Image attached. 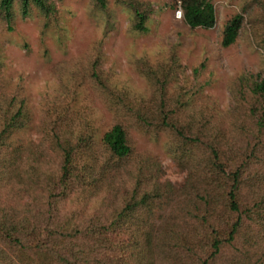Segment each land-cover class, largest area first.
<instances>
[{"label": "trees", "instance_id": "16d2710c", "mask_svg": "<svg viewBox=\"0 0 264 264\" xmlns=\"http://www.w3.org/2000/svg\"><path fill=\"white\" fill-rule=\"evenodd\" d=\"M56 1L0 0V18L10 28L16 7L22 17L36 7L46 26ZM115 1L131 8L132 29L145 32L148 9L138 0ZM179 2L190 27L214 26L210 0ZM93 3L105 9L107 0ZM241 21L237 14L227 22L222 46L235 41ZM146 72L159 86L154 107L127 108L142 124L168 131L192 175L180 187L160 182L156 160L134 156L121 121L104 132L101 156L88 136L73 138L70 129L58 126L51 127L42 150L14 145L10 137L24 125L27 112L22 101L11 98L0 104V185L4 195H14L0 200V264H213L227 249L236 256L223 264H264V246L251 253L264 243V176L249 173L253 157L264 169V79L248 86L245 102L234 106L250 118L252 129L240 126L239 137L229 139L222 122L202 105L190 110L189 98H166L164 74ZM90 75L107 88L96 69ZM240 138L237 147L233 143ZM51 151L59 158L54 169L45 166ZM259 177L261 185L254 183ZM173 203L184 206L182 227L181 215H157L162 204Z\"/></svg>", "mask_w": 264, "mask_h": 264}, {"label": "rangeland", "instance_id": "374dc122", "mask_svg": "<svg viewBox=\"0 0 264 264\" xmlns=\"http://www.w3.org/2000/svg\"><path fill=\"white\" fill-rule=\"evenodd\" d=\"M138 1L149 12L145 32L132 29L131 8L115 0H107L105 9L95 7L93 0H57L55 16L46 26L36 7L24 17L16 7L10 28L0 18V104L4 107L11 98L24 103L27 118L10 141L31 150L47 147L51 127L58 126L70 129L73 138L88 136L95 155L101 156L104 132L121 121L134 156L155 159L160 182L180 187L192 174L170 134L161 125L142 124L127 105L154 107L159 86L146 72L150 68L164 74L166 98H189L190 110L202 105L222 122L229 139L239 137L240 126L252 129L250 118L234 106L245 102L248 86L264 79V0H210L215 10L211 28H192L182 16L177 18L179 0ZM237 14L242 16L238 35L222 46L225 25ZM93 69L107 88L91 77ZM233 144L240 147L242 138ZM238 154L230 165L236 164ZM45 161L54 169L59 158L51 151ZM249 161V173L264 176L263 161ZM260 178L254 183L263 184ZM248 187L243 188L247 200ZM3 193L0 185V200L14 199ZM182 207L162 204L157 215H181L182 227ZM259 246L264 243L251 253ZM230 256L236 252L227 249L213 264H223Z\"/></svg>", "mask_w": 264, "mask_h": 264}, {"label": "built area", "instance_id": "2783aa9c", "mask_svg": "<svg viewBox=\"0 0 264 264\" xmlns=\"http://www.w3.org/2000/svg\"><path fill=\"white\" fill-rule=\"evenodd\" d=\"M175 16L177 18H180L182 16V11H181V8L180 6H178L176 9H175Z\"/></svg>", "mask_w": 264, "mask_h": 264}]
</instances>
